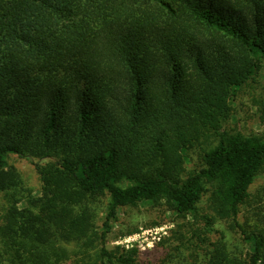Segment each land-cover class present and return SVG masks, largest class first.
<instances>
[{"label":"trees","instance_id":"16d2710c","mask_svg":"<svg viewBox=\"0 0 264 264\" xmlns=\"http://www.w3.org/2000/svg\"><path fill=\"white\" fill-rule=\"evenodd\" d=\"M261 69L264 0H0V194L21 185L10 154L48 161L43 214L4 217L0 264H62L78 254L64 244L84 242L97 258L74 264H147L158 248L108 247L119 212L141 203L185 218L210 192L207 226L236 222L264 138L225 125L233 89ZM192 151L202 164L188 172ZM104 198L99 236L89 203ZM237 228L246 256L218 240L205 264H264V226Z\"/></svg>","mask_w":264,"mask_h":264},{"label":"rangeland","instance_id":"374dc122","mask_svg":"<svg viewBox=\"0 0 264 264\" xmlns=\"http://www.w3.org/2000/svg\"><path fill=\"white\" fill-rule=\"evenodd\" d=\"M263 102L264 69H261L247 84L233 89L232 115L225 125L226 130L264 138V124L260 112ZM189 154L185 159L188 172L199 169L202 164L195 151ZM46 163L48 161L24 158L15 154L9 155L8 165L18 172L21 185L16 191L0 194V225L4 224V217L6 218L13 210L17 212L32 210L37 214H43L40 208L39 210L34 208L35 201L42 197L43 189L36 164L45 165ZM249 193L250 196L241 206L236 222L217 218L212 229L206 223L207 218L216 216L210 202V192L198 205L197 212L185 218L178 216L165 202L141 203L136 208L121 210L118 214V222L113 224L115 233L111 235V240L114 241L109 243L108 247H124L117 245V242L134 236L136 240L132 242L134 247L131 248H138L142 254L153 253L158 248V252L154 251V254L146 257L147 264H159V258L160 263L162 260L168 263L170 253L174 259L169 264H205L212 244L218 240H224L231 254L245 257L248 247L241 241L243 237L237 226L240 224L249 230L264 226V171L257 177ZM15 200L17 204H14ZM107 206L108 198L89 203V207L94 211L93 222L99 236L103 232ZM128 231H131V234L124 235ZM116 236L119 237L116 238ZM165 241L168 243L161 246L160 244ZM64 246L70 251H78V254L62 264H74L77 260L95 261L100 249L99 242L94 244L84 242L83 247L80 248L74 244H64Z\"/></svg>","mask_w":264,"mask_h":264},{"label":"built area","instance_id":"2783aa9c","mask_svg":"<svg viewBox=\"0 0 264 264\" xmlns=\"http://www.w3.org/2000/svg\"><path fill=\"white\" fill-rule=\"evenodd\" d=\"M135 240L136 238L134 236H130L124 240H121L120 242H117V245H123L127 249H130L131 247H134L132 245V242H134ZM142 249H145V248H142Z\"/></svg>","mask_w":264,"mask_h":264}]
</instances>
